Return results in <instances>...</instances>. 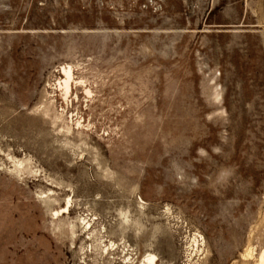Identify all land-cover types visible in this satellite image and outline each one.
Returning <instances> with one entry per match:
<instances>
[{"label":"rangeland","instance_id":"374dc122","mask_svg":"<svg viewBox=\"0 0 264 264\" xmlns=\"http://www.w3.org/2000/svg\"><path fill=\"white\" fill-rule=\"evenodd\" d=\"M194 233L264 249V0H0V264H190Z\"/></svg>","mask_w":264,"mask_h":264},{"label":"bare ground","instance_id":"6f19581e","mask_svg":"<svg viewBox=\"0 0 264 264\" xmlns=\"http://www.w3.org/2000/svg\"><path fill=\"white\" fill-rule=\"evenodd\" d=\"M61 69H62L64 78L59 77L60 78L59 79V85L62 88V90L64 91L63 92L64 96L67 99V97H69V94L71 92L73 84L84 85L85 82L83 81V79L77 80L75 78L76 74H75V70H74L72 65H70V64L65 65ZM85 94L90 96L92 94V91L90 89H88V87H87ZM218 96H219V94H218ZM48 102L49 103L45 109H46L47 115H52V119H53L52 124L54 126H56L59 124L60 121H62V122H64V124L61 126V131L67 135L72 134L73 127L69 125L70 123L68 124L66 122L64 111L60 112L59 110H57L54 98H51ZM45 117L47 118V116H45ZM76 126H78L79 128L83 127L81 120L77 121ZM61 131H59V132L61 133ZM79 134H82V133L80 132ZM18 164H19V167L23 169V171L26 170V166L24 165V162H19ZM46 198H48V196L44 197V200ZM72 201H73L72 198H68V200L66 202V206H64L58 210H53L52 211L53 212L52 213L53 220H55V221L60 220L61 217L65 214H67V216L70 215V208H71L72 203H73ZM140 205H141L142 209H144L146 203L141 200ZM166 213L170 214L171 209L167 208ZM123 217H124L123 222H125L126 224H129L131 222L130 216L128 214L123 213ZM91 220H93V218ZM91 220H88L87 218H82L81 219L82 223H80L83 225L82 229H85V231L87 232L88 239L90 241H92V243L90 245H88L87 247L82 246L81 251H82L83 255L86 256V255H88V253H90V254L98 253L101 255V257H103L102 255L107 253L108 251L118 249L120 246L116 242H114L112 240L108 243L105 242L106 236L103 234L104 233L103 230H105V228L103 227L98 231L96 226L92 224ZM74 227H75V225L72 226V230H71L73 236L76 234V232L74 231ZM186 239H187L186 254H187V258L190 259L189 261L192 263L194 260V257L196 258V256H198V259L196 262H194V264H208L209 251L204 250V246H205L204 237L200 233H194L192 235L187 236ZM241 259H242L244 264H250V262H248V261L252 260V259H254V264H264V249L258 254L257 257H254L253 250L249 248L244 253L241 254ZM158 261H159V258L155 253L148 252L144 255V258L141 261V264H157ZM124 262H125V264H136V261L133 259V257L131 255H129ZM233 264H235V263H233Z\"/></svg>","mask_w":264,"mask_h":264}]
</instances>
